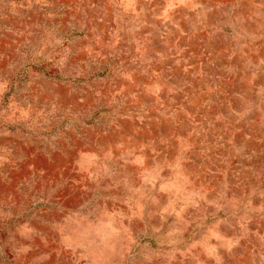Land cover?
Instances as JSON below:
<instances>
[{"label": "rangeland", "instance_id": "rangeland-1", "mask_svg": "<svg viewBox=\"0 0 264 264\" xmlns=\"http://www.w3.org/2000/svg\"><path fill=\"white\" fill-rule=\"evenodd\" d=\"M0 264H264V0H0Z\"/></svg>", "mask_w": 264, "mask_h": 264}]
</instances>
